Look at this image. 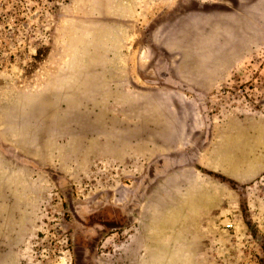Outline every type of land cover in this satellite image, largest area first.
<instances>
[{"label":"rangeland","instance_id":"1","mask_svg":"<svg viewBox=\"0 0 264 264\" xmlns=\"http://www.w3.org/2000/svg\"><path fill=\"white\" fill-rule=\"evenodd\" d=\"M0 264H264V0L0 6Z\"/></svg>","mask_w":264,"mask_h":264},{"label":"built area","instance_id":"2","mask_svg":"<svg viewBox=\"0 0 264 264\" xmlns=\"http://www.w3.org/2000/svg\"><path fill=\"white\" fill-rule=\"evenodd\" d=\"M6 2H8V0H0V6L4 5ZM231 226V224H227V228H230Z\"/></svg>","mask_w":264,"mask_h":264}]
</instances>
